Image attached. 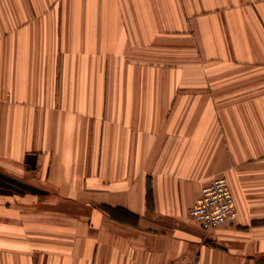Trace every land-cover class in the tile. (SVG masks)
I'll return each mask as SVG.
<instances>
[{
    "label": "crops",
    "instance_id": "obj_1",
    "mask_svg": "<svg viewBox=\"0 0 264 264\" xmlns=\"http://www.w3.org/2000/svg\"><path fill=\"white\" fill-rule=\"evenodd\" d=\"M0 172V264H264V0H0Z\"/></svg>",
    "mask_w": 264,
    "mask_h": 264
},
{
    "label": "built area",
    "instance_id": "obj_2",
    "mask_svg": "<svg viewBox=\"0 0 264 264\" xmlns=\"http://www.w3.org/2000/svg\"><path fill=\"white\" fill-rule=\"evenodd\" d=\"M223 176L212 177L202 184L193 199L189 215L202 230L213 228L217 224L230 223L237 217L233 197ZM168 264H192L190 260H181Z\"/></svg>",
    "mask_w": 264,
    "mask_h": 264
},
{
    "label": "water",
    "instance_id": "obj_3",
    "mask_svg": "<svg viewBox=\"0 0 264 264\" xmlns=\"http://www.w3.org/2000/svg\"><path fill=\"white\" fill-rule=\"evenodd\" d=\"M24 189L28 190H35V188L28 186L26 184H23L3 173L0 172V191H8L11 192L14 191H22Z\"/></svg>",
    "mask_w": 264,
    "mask_h": 264
}]
</instances>
